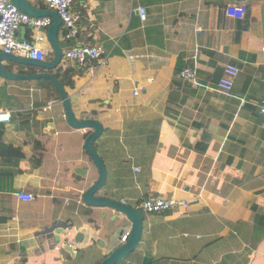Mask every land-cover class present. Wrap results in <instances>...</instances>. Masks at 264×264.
<instances>
[{
  "label": "crops",
  "instance_id": "crops-1",
  "mask_svg": "<svg viewBox=\"0 0 264 264\" xmlns=\"http://www.w3.org/2000/svg\"><path fill=\"white\" fill-rule=\"evenodd\" d=\"M242 2V19L224 14ZM73 9L81 31L66 41L59 28L62 53L98 44L109 57L105 67L59 66L75 73L64 88L75 118L103 128L93 145L107 172L97 196L139 210L148 197L188 203L142 213L141 241L119 264H264V0H73ZM16 36L36 34L21 27ZM41 47L52 53L47 40ZM226 65L239 74L223 94ZM187 67L192 81L179 76ZM133 82L144 88L136 97ZM0 112L10 115L0 124V264H100L131 224L78 201L98 179L82 149L90 131L65 124L50 82L0 77Z\"/></svg>",
  "mask_w": 264,
  "mask_h": 264
},
{
  "label": "built area",
  "instance_id": "built-area-1",
  "mask_svg": "<svg viewBox=\"0 0 264 264\" xmlns=\"http://www.w3.org/2000/svg\"><path fill=\"white\" fill-rule=\"evenodd\" d=\"M48 11H53L61 20L63 28V39L66 41L76 40L81 31L80 17L73 9V0H43ZM139 16L145 20V9L139 8ZM246 13V5L242 2L235 5H227L224 14L227 17L242 19ZM52 24L49 17H30L14 6L9 0H0V54L15 56L33 61H46L50 51L41 47L46 41L45 30ZM21 27L35 31L33 41H22L17 38L16 33ZM196 57H194L195 60ZM62 61H66L76 67H85L90 62H97L98 67H105L109 63V57L103 46L98 44H80L68 48L62 53ZM239 74L238 67L226 65L222 77L216 84V91L227 94L232 90L234 80ZM196 70L194 67L183 69L179 76L183 80H194ZM133 96H138L143 87L133 82ZM58 98V96L56 95ZM56 98V99H57ZM49 109V108H48ZM258 112L264 115V98L258 105ZM10 115L0 112V124H9ZM137 171V169H135ZM14 197L23 202L33 200V195L25 192L15 193ZM79 198L78 201H80ZM188 203L185 200L168 199L161 196L148 197L139 206L144 214H160L175 208H186ZM7 230H10L7 229ZM128 233L121 239L126 241Z\"/></svg>",
  "mask_w": 264,
  "mask_h": 264
},
{
  "label": "water",
  "instance_id": "water-1",
  "mask_svg": "<svg viewBox=\"0 0 264 264\" xmlns=\"http://www.w3.org/2000/svg\"><path fill=\"white\" fill-rule=\"evenodd\" d=\"M9 1L16 6L19 11L30 17H49L52 20V24L45 30L46 40L49 43L52 56H49L46 61H33L0 54V63L2 61H8L18 67L21 66L26 68L28 73H7L2 70L0 65V77L10 81H49L55 87L63 105L65 124L72 129L90 131L85 139L82 149L96 167L98 171V179L93 185L82 192L81 200L87 207H109L116 211L119 215H122L123 221H128L131 224L126 241L109 253V255L100 262V264H119L133 253L141 241V237L144 233L143 214L138 208L129 206L127 201H113L106 197L97 196V194L105 186L107 172L104 163L96 153L93 145L101 137L103 128L102 125L95 120H78L75 118L71 110L69 97L64 87L52 73L59 68L62 61V50L58 42V31L61 27V20L55 12L35 9L27 0ZM19 40L20 42L23 41L22 39Z\"/></svg>",
  "mask_w": 264,
  "mask_h": 264
},
{
  "label": "trees",
  "instance_id": "trees-1",
  "mask_svg": "<svg viewBox=\"0 0 264 264\" xmlns=\"http://www.w3.org/2000/svg\"><path fill=\"white\" fill-rule=\"evenodd\" d=\"M50 56H52V53L50 54ZM74 72L70 71L68 69L65 70H60L59 68L57 69V73L55 74V77L58 79V81L60 82V84L64 87V88H72L73 87V81H72V75ZM51 84V83H50ZM51 86L55 89V87L51 84ZM56 90V89H55ZM146 199V198H145ZM144 199V200H145ZM142 200V202L144 201Z\"/></svg>",
  "mask_w": 264,
  "mask_h": 264
},
{
  "label": "rangeland",
  "instance_id": "rangeland-1",
  "mask_svg": "<svg viewBox=\"0 0 264 264\" xmlns=\"http://www.w3.org/2000/svg\"><path fill=\"white\" fill-rule=\"evenodd\" d=\"M45 82H49V81H45Z\"/></svg>",
  "mask_w": 264,
  "mask_h": 264
}]
</instances>
